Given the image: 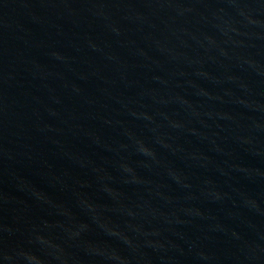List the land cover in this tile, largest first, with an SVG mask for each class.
I'll list each match as a JSON object with an SVG mask.
<instances>
[{"label": "water", "instance_id": "obj_1", "mask_svg": "<svg viewBox=\"0 0 264 264\" xmlns=\"http://www.w3.org/2000/svg\"><path fill=\"white\" fill-rule=\"evenodd\" d=\"M0 264H264V0H0Z\"/></svg>", "mask_w": 264, "mask_h": 264}]
</instances>
